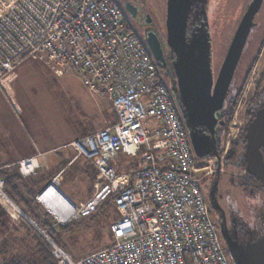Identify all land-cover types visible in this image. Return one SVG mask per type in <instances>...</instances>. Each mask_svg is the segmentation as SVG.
Segmentation results:
<instances>
[{
	"label": "built area",
	"instance_id": "built-area-1",
	"mask_svg": "<svg viewBox=\"0 0 264 264\" xmlns=\"http://www.w3.org/2000/svg\"><path fill=\"white\" fill-rule=\"evenodd\" d=\"M26 57L58 76H76L106 97L116 116L69 144L75 158L94 166L97 184L85 201L68 199L74 207L68 219L88 216L110 199L118 216L111 242L73 259L41 232L56 263L229 264L194 174L196 155L156 60L120 7L111 0H0V82ZM138 152L141 166L116 172L120 155ZM37 165L31 157L18 169L29 174ZM0 199L12 203L1 175Z\"/></svg>",
	"mask_w": 264,
	"mask_h": 264
},
{
	"label": "rangeland",
	"instance_id": "rangeland-1",
	"mask_svg": "<svg viewBox=\"0 0 264 264\" xmlns=\"http://www.w3.org/2000/svg\"><path fill=\"white\" fill-rule=\"evenodd\" d=\"M147 1L151 12L156 14V17L162 16L163 19L165 0ZM248 1L199 2L205 14L204 26L209 33L208 53L213 74H217L223 62L233 32ZM157 69L162 75L159 65ZM163 84L168 87L165 80ZM262 86L264 0L253 19L228 87L225 123L218 137L219 152H211L208 155L194 152V174L198 178V186L208 208L209 217L216 228L219 244L229 264H261L263 257L261 247L264 238V190L260 189L257 181L241 166V160L238 161L245 147L244 114L249 110L252 116L251 104ZM100 98L97 105L95 102L98 96L87 90L79 78L71 74L58 76L42 60L30 57L22 59L0 82V101L7 102L22 116L28 131L36 132L44 142L55 141L56 136L60 141L67 140L83 129L98 130L110 126L115 119L111 103L106 97ZM102 110L104 118L98 114ZM97 119L101 121L98 127H92L96 126ZM147 123L156 126L158 122L150 120ZM140 155V152L123 155L118 168L123 171L135 168L141 164ZM72 161L75 165L73 169L67 171L68 167L59 166L55 172L47 175L49 182H44L36 192L31 207L35 209L37 218L28 216L12 200L11 204H3L8 222L0 225V264L12 260L46 264L38 247L41 232L47 235L44 228L54 229L58 234V245L73 259L111 242L110 225L118 217L111 203L110 206L102 203L91 216L62 222L37 198L50 183L59 191L62 189L67 192L62 194L74 204L92 195L97 184L96 170L80 158H74ZM40 167L38 164L35 170ZM36 171L23 174L22 178L36 179ZM26 190L22 191L23 197L27 195ZM39 223L44 226H39Z\"/></svg>",
	"mask_w": 264,
	"mask_h": 264
},
{
	"label": "water",
	"instance_id": "water-1",
	"mask_svg": "<svg viewBox=\"0 0 264 264\" xmlns=\"http://www.w3.org/2000/svg\"><path fill=\"white\" fill-rule=\"evenodd\" d=\"M261 2L262 0H252L248 6L235 30L212 86L206 40L203 39L198 43L193 42V49L196 51H192L189 47L186 54L183 52L188 0H167V42L171 47L183 52L182 59L174 64L182 101L187 103L189 115L195 120L207 124L210 130L216 121L215 107L210 109V105L215 102H218L219 105L222 103L250 32L254 15ZM147 44L154 59L164 62L159 42L154 35L149 36ZM245 137L246 144L243 152L245 170L264 183V161L260 150L261 145H264V104L256 110L254 119L247 126ZM192 148L197 154H208L207 150L198 148L194 139ZM47 186L40 192V195ZM261 248L263 250L261 264H264V238Z\"/></svg>",
	"mask_w": 264,
	"mask_h": 264
},
{
	"label": "flooded vegetation",
	"instance_id": "flooded-vegetation-1",
	"mask_svg": "<svg viewBox=\"0 0 264 264\" xmlns=\"http://www.w3.org/2000/svg\"><path fill=\"white\" fill-rule=\"evenodd\" d=\"M111 1L120 7L127 23L135 31V33L143 40L147 50L150 53L151 51L147 44V39L149 38L150 35H154L156 39L158 40L161 51H162L163 60H164V62H160L156 60L157 65H159V67L162 70V75H160V72H159V76L162 79V81L165 80V82L168 85L167 87L168 93L175 106V110L179 117V121L182 127L184 128L186 137L191 147H192V140L194 139L196 140V144L200 150H207L208 154H210L211 152L218 153L219 152L218 151L219 149L218 137L225 123L224 116H225V104L227 101V92L222 100L221 105H219L218 102H215L212 105H210L211 106L210 109L215 107L214 117L216 120L215 123L213 124L212 130H210L207 124H204L200 122L199 120H195L191 115H189V112L187 109V103H183L182 101V95L180 94L179 87H178V78H177V75L174 69V64L178 60L182 59V53L184 52V54H186L187 50H189V47H191L192 51H196V49H193V45H192L193 42L198 43V41L200 42L201 40L205 39L207 43V49L209 52V33L206 31V28L204 26V22H205L204 15L205 14L202 10V7H200V4H199L201 0H188L187 14H186V26H185V45L183 48V52H179L175 48L171 47L167 42V37H168V30H167V25H166L167 0H165V14H164L163 19H162V16L156 17V14L151 12L147 0H111ZM251 1L252 0L248 1V4L244 12L240 16V20L245 14ZM259 9L257 10V12L259 11ZM257 12L255 13V15L257 14ZM235 30L233 32V35L235 33ZM208 59H209V64H210L209 53H208ZM210 70H211V65H210ZM217 74H213L211 70L212 86L215 82ZM263 104L264 102L262 103V105ZM260 107L262 106H259L254 111H251L253 112L252 116L249 110L245 111V114H244V117L246 118L245 124H244L245 134H246V129H247L248 124L254 119L255 112ZM245 144H246V137H245ZM260 150L262 154V160L264 161V145H261ZM252 177L253 179H255V181H257L258 185L260 186V189L264 190V183L258 178H256L255 176L252 175Z\"/></svg>",
	"mask_w": 264,
	"mask_h": 264
},
{
	"label": "crops",
	"instance_id": "crops-1",
	"mask_svg": "<svg viewBox=\"0 0 264 264\" xmlns=\"http://www.w3.org/2000/svg\"><path fill=\"white\" fill-rule=\"evenodd\" d=\"M99 100H101V98L98 96V99L95 102L97 105H98L97 102ZM103 112L104 111L102 110L101 113L99 112L98 114L99 116L102 115L104 118L105 114ZM112 112L114 114L115 119L111 124H113L116 121L115 113L113 110ZM100 122L101 121L97 119L96 126H92V127L97 128ZM93 129L94 128H91V130L83 129V131L70 136L69 139L67 140L62 139L60 141L59 137L56 136L55 141L50 140L44 142L36 132L30 133L28 131L26 125L22 121V116L18 115L7 102L0 101V175L2 174L4 175V173L1 171L6 169L7 167L19 165V162L23 160H26L31 157H36L38 164L41 167L39 170L37 171L35 170L36 179L33 178V181L39 184L41 188L44 182L47 183L50 180L47 177V175L49 176L50 174L55 172L56 168L58 169L59 166L68 167L67 171L69 169L74 168L75 165L72 160H74L75 158L74 157L75 151L69 144L74 139L97 130V129L95 130ZM123 157H124L123 155H120L117 158V160L115 161L117 166ZM78 158L82 159V161L84 162L91 164L89 161L85 160L82 157H78ZM139 166H141V164H139ZM121 172L124 171L121 170ZM49 187H53V186H49ZM60 191L62 193L67 194V192L63 191L62 189H60ZM89 197L90 196H87L86 198L80 199L77 202L83 200L85 201ZM68 199L66 198L67 201Z\"/></svg>",
	"mask_w": 264,
	"mask_h": 264
},
{
	"label": "trees",
	"instance_id": "trees-1",
	"mask_svg": "<svg viewBox=\"0 0 264 264\" xmlns=\"http://www.w3.org/2000/svg\"><path fill=\"white\" fill-rule=\"evenodd\" d=\"M240 91L241 90H239V92ZM255 96H256L255 100H254L253 104H251L252 111H254L259 106H262V103L264 102V86H262L258 89ZM236 98H237V96H236ZM244 130H245V128H244ZM244 143H245V137H244ZM238 158H239L238 161L241 160V166L245 169V161L243 158V153L240 154V156ZM115 167H116V172H118V173L121 172V170L118 168V166H115ZM138 167H139V165L135 166V168H138ZM1 172L4 173V175L2 174L1 176L4 179L5 192L7 193L8 197L16 205H18L23 210V212H25L28 216H30L32 218H37L35 216V209L33 207H31V205H32V202L35 201L36 192L39 190L40 185L37 184L35 181H33V179H31V178H27V180L26 179L24 180L22 178L21 172L18 169V165L7 167L6 169L2 170ZM24 184L26 185V187H24ZM24 190H26V194H27L26 197H29V199H26V197H23L22 191H24ZM110 203H111V200L108 199L103 204H109V206H110ZM3 204H4V202L0 199V225L1 226L5 225V221L8 222L6 220L8 218H7V216H5L6 212L3 210L4 209ZM111 207H113L112 204H111ZM97 209H99V207ZM95 212H93V213H95ZM93 213H91L88 216L93 215ZM4 216H5V220H4ZM82 218H85V217H82ZM39 226H44V225L42 223H39ZM44 229H45L47 235L54 242H56L58 244L59 243L57 241L58 234L54 231V229H49V228H44ZM66 231H68L67 228H66ZM40 235H39L40 238H39V242H38V247L40 249L39 251L42 254V257H43L45 263L46 264H57L55 259L53 258L52 254H51V247H50L48 241L45 239L44 236H42V234H40ZM6 264H29V263L12 260V261L7 262Z\"/></svg>",
	"mask_w": 264,
	"mask_h": 264
},
{
	"label": "bare ground",
	"instance_id": "bare-ground-1",
	"mask_svg": "<svg viewBox=\"0 0 264 264\" xmlns=\"http://www.w3.org/2000/svg\"><path fill=\"white\" fill-rule=\"evenodd\" d=\"M53 186V187H49ZM46 189L39 195V200L49 207L52 213L57 217L59 221H67L74 207L66 200V197L61 194V192L56 188L55 185H49ZM56 189H55V188ZM59 225V224H58Z\"/></svg>",
	"mask_w": 264,
	"mask_h": 264
}]
</instances>
